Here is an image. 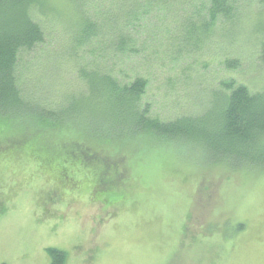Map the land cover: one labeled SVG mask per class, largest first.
Instances as JSON below:
<instances>
[{"label": "rangeland", "instance_id": "rangeland-1", "mask_svg": "<svg viewBox=\"0 0 264 264\" xmlns=\"http://www.w3.org/2000/svg\"><path fill=\"white\" fill-rule=\"evenodd\" d=\"M125 1L94 0L88 14L104 20ZM56 2L76 26L71 2ZM162 7L152 5L135 26L136 47L145 50L130 63L116 53L73 55L66 41L73 31L60 23L22 56L27 105L42 99L52 109L80 95L82 69L123 83L144 75V103L161 120L203 115L226 81L264 90V0H241L228 23L189 50L175 41L173 15ZM232 59L240 66L228 71ZM35 131L0 126V264H50L49 248L64 252L65 264H264V165L159 136L102 143L74 124L37 130L47 138L42 148ZM11 140L18 142L7 149ZM82 148L95 154L93 163L78 158Z\"/></svg>", "mask_w": 264, "mask_h": 264}, {"label": "trees", "instance_id": "trees-1", "mask_svg": "<svg viewBox=\"0 0 264 264\" xmlns=\"http://www.w3.org/2000/svg\"><path fill=\"white\" fill-rule=\"evenodd\" d=\"M56 1L0 0V126L54 131L74 124L83 133L95 132L94 136L100 137L102 143L103 139L107 143L159 136L189 142L215 156L241 161L246 166H251L249 163L264 165V90L253 93L246 85L236 84L234 80L222 83L221 94H216L211 109L203 115L181 116L173 120H161L149 114L144 100L150 80L137 73L131 81L123 83L113 75L82 69L78 71V81L83 85L80 95L68 96L63 99V104H53L52 109L42 99L35 105H27L23 97L28 96L23 92V84L29 77L21 63L23 54L41 46L48 32L60 23L71 22L66 21L70 20L71 14L68 17L67 13L60 12V4ZM69 1L74 6L73 13L77 12L72 21L76 26L69 24L73 35L67 36L66 40L71 53L75 55L83 50L93 54L101 52L104 58L108 55L114 57L116 53V57L128 63L145 50L136 47L140 35L135 26L142 24L152 5L158 3L162 9L172 13L174 24L171 34L177 37L175 41L189 50L213 35L215 26L228 23L241 3V0H151L142 5L143 0H126L119 14L112 16L106 12L104 20H96L88 14L94 0ZM164 14L168 16L166 12ZM73 27H77V31ZM105 37H109V43L105 42ZM259 49V59L264 64V39ZM102 56L99 59H104ZM239 66V59L225 62L228 71ZM32 135L35 145L43 148L40 138L46 136L37 132ZM8 140L10 138H6ZM15 142L18 141L11 140L7 149L12 148ZM248 153L253 154L246 157ZM78 158L91 164L95 154L82 148ZM116 187L114 185V189ZM47 252L53 264L66 263L64 252L55 248Z\"/></svg>", "mask_w": 264, "mask_h": 264}, {"label": "flooded vegetation", "instance_id": "flooded-vegetation-1", "mask_svg": "<svg viewBox=\"0 0 264 264\" xmlns=\"http://www.w3.org/2000/svg\"><path fill=\"white\" fill-rule=\"evenodd\" d=\"M48 256H49L50 264H53L54 263L53 259L51 258V256L49 254H48ZM66 260H67V258H66Z\"/></svg>", "mask_w": 264, "mask_h": 264}]
</instances>
